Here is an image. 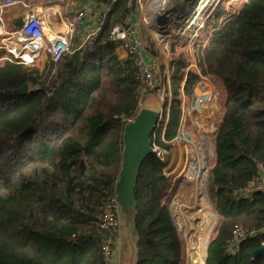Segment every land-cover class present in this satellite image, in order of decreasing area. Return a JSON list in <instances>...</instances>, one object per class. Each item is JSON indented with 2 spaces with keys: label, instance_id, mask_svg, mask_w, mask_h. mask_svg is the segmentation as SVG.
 Returning <instances> with one entry per match:
<instances>
[{
  "label": "trees",
  "instance_id": "obj_1",
  "mask_svg": "<svg viewBox=\"0 0 264 264\" xmlns=\"http://www.w3.org/2000/svg\"><path fill=\"white\" fill-rule=\"evenodd\" d=\"M96 6L104 8L96 38L57 62L46 55L50 62L40 69L0 60V264H112L104 241L111 238L114 250L118 231L101 227L98 215L115 196L123 119L137 114L142 92L132 56L109 38L114 25L136 14L134 5L96 0ZM217 11L206 40L172 36L167 61L143 35L146 51L158 58L155 87L171 90L163 136L160 115L151 142L171 148L182 95L201 78L218 87L222 118L208 173L217 224L205 264H264V255L252 256L264 243V189L241 194L264 170V0ZM172 168L151 153L138 170L135 264L184 261L183 240L163 202L164 171ZM239 228L247 236L236 241Z\"/></svg>",
  "mask_w": 264,
  "mask_h": 264
},
{
  "label": "rangeland",
  "instance_id": "obj_2",
  "mask_svg": "<svg viewBox=\"0 0 264 264\" xmlns=\"http://www.w3.org/2000/svg\"><path fill=\"white\" fill-rule=\"evenodd\" d=\"M28 1L32 3L30 0ZM49 1L50 3L53 2V0ZM176 1L177 2L172 5L171 3L174 2L173 0H169V3L167 1L164 3L162 2L163 5H165L166 2L167 6L170 4V9L167 10L168 12L166 11L163 14L166 17L162 23H156L155 21L154 23L151 22L154 15L159 16L158 11L160 12V4L155 5V3H153V7L149 9L146 8L145 5L143 11L138 9L136 17L141 27L142 43H144L143 35L149 34L159 46L160 52L165 57L166 61L169 58L168 47L172 36L183 38L186 42H194L200 39L206 40L208 21L217 16L218 7L221 5L238 6L243 0H203L200 7L201 9L199 8L197 14L194 15L189 22L183 24L179 22L184 19V15L179 17V15H177L179 11H174L172 8H175V6L179 4L180 12L184 14L185 1L188 0ZM94 2H96V0H94ZM16 6L20 5L16 4ZM39 9L41 10V8ZM196 16L198 18L197 22L192 21ZM189 23H194V25L190 26ZM5 26L7 29H13V26L6 21ZM4 55H6L4 49H0V57ZM46 55L45 53L41 54L33 65L43 69L45 65L50 62L48 57H45ZM155 61V68L157 69V57ZM166 76L168 81V70L166 71ZM154 84H156L155 80ZM161 85L163 86L155 87L146 91L145 94H141L142 97L139 106L140 108H149L160 113L162 126L161 129L158 128L157 131L160 130L158 133L163 136L166 120L170 114L171 90L170 87H164L162 83ZM218 94V87L210 79L204 77L197 82L191 94H183L180 101L182 120L177 133L169 142L171 143V148L167 150L161 149L162 155L160 158L164 161L166 160L168 165H173L170 171L167 169L164 171L167 178L163 202L168 206L173 223L184 243V261L182 264H190L188 263V253L191 246L190 241H192V239H196L199 242L198 248H200V255L203 257H201L202 264H205L206 247L217 224V216L213 209L214 203L208 195V173L214 160L212 134L215 132L222 118ZM196 101H198V103H196ZM154 148L159 149L156 147ZM201 160L204 163H201ZM189 162H192L194 168L193 177H188L186 175V170H188L190 164ZM201 168H204V171H202ZM115 212L117 219L116 230L118 231V235L123 236L122 239L116 240L115 247L118 245L121 249H131V252L134 253L136 236L132 229L133 221L131 213L127 208L122 209L121 205H118L116 201ZM205 217L206 219H204ZM198 218H200V225L197 224L198 221H196ZM123 242L125 243L123 244Z\"/></svg>",
  "mask_w": 264,
  "mask_h": 264
},
{
  "label": "built area",
  "instance_id": "obj_3",
  "mask_svg": "<svg viewBox=\"0 0 264 264\" xmlns=\"http://www.w3.org/2000/svg\"><path fill=\"white\" fill-rule=\"evenodd\" d=\"M18 1L0 0V49H4L6 54L0 57L2 61L31 65L45 53L52 62H57L65 54L72 53L85 43L91 42L102 26L99 16L104 8L96 6L94 0H53L52 3L48 1L39 5L41 10H34V6L26 5L22 25L7 29L5 14ZM165 1L169 2V0H127L129 5H134L136 14L128 18L125 24H116L109 31V38L120 42L123 49L132 56L138 70L142 94L155 87L153 73L156 61L143 46L141 27L136 17L138 9L143 11L145 5L149 9L153 7V3L157 5ZM132 119L133 117L123 120L128 123ZM201 170L204 171V168ZM191 174L194 175V171ZM256 189H264V170L255 178L253 184L241 191V194L247 195ZM115 201V196L109 198L98 215V223L104 229H117ZM234 235V240L238 241L240 238H245L247 233L246 230L239 228ZM112 243L114 241L111 238L104 241L106 262L111 261Z\"/></svg>",
  "mask_w": 264,
  "mask_h": 264
},
{
  "label": "water",
  "instance_id": "obj_4",
  "mask_svg": "<svg viewBox=\"0 0 264 264\" xmlns=\"http://www.w3.org/2000/svg\"><path fill=\"white\" fill-rule=\"evenodd\" d=\"M173 1L174 2H172L171 5L177 2L176 0ZM189 1L191 2L193 0H189ZM172 9L174 11H179L177 13L179 17L183 15L182 12H180L179 4H177L175 8ZM163 14L164 12L159 16L154 15L153 20H151V22L152 23H154V21L156 23L164 22L166 16H164ZM197 20L198 18L195 17V19L192 21L197 22ZM9 22L13 27H20L23 23V20L22 17H20L14 20H10ZM189 25L193 26L194 23L192 24L189 23ZM18 91L21 93H26L27 85L24 84L21 88L18 89ZM159 117H160V113L156 112L155 110L149 108H140L137 114L133 117L132 121L125 123L123 127V133H122L123 147L121 152V165L115 184V195H116V203L118 205L120 204L122 209L127 208L131 213V217L133 221L132 229L135 236L136 233L134 229V220L136 216V211H135L136 203L134 197V188H135L136 177L138 170L141 166V163L146 158L147 155L151 153H156L159 158L162 155V150L155 149L151 142V135L153 134L157 126ZM136 239L137 236L135 237L133 256L134 255L136 256ZM124 243L125 242H123V244ZM117 255H118V250L115 249L112 253L114 264L116 263ZM261 255H264V243L259 248L254 250L252 253V256L254 258Z\"/></svg>",
  "mask_w": 264,
  "mask_h": 264
},
{
  "label": "bare ground",
  "instance_id": "obj_5",
  "mask_svg": "<svg viewBox=\"0 0 264 264\" xmlns=\"http://www.w3.org/2000/svg\"><path fill=\"white\" fill-rule=\"evenodd\" d=\"M196 1H197V3H196ZM169 3V2H168ZM202 3H203V0H193V1H185V10H184V19H182L179 23L180 24H183V23H185V22H189L190 21V19L194 16V15H196L197 14V12L199 11V8L201 7V5H202ZM170 5V4H169ZM169 5L167 6L166 5V3H165V5H163L162 3H160V5H159V8H160V12L158 11V13H159V15L160 14H162L163 12H166L167 10H169L170 8H169ZM184 7V6H183ZM162 9V10H161ZM201 9V8H200ZM197 17V16H196ZM23 20V19H22ZM178 23V22H177ZM176 25V24H175ZM174 26V25H173ZM202 92V91H201ZM203 93V92H202ZM201 94V93H200ZM196 95V94H195ZM196 103H198V101H196ZM196 107V106H195ZM211 122V121H210ZM161 159V158H160ZM201 163H204V162H202V160H201ZM193 171H194V169H193V166H192V163H190V165H189V167H188V170H186V175L188 176V177H191L192 176V174L191 173H193ZM196 173V172H195ZM202 173V172H201ZM193 177V176H192ZM203 214V213H202ZM204 219H206V217L204 218ZM196 221H198L197 222V224H199L200 225V218H198ZM195 221V222H196ZM198 225V226H199ZM203 225V224H202ZM202 228V227H201ZM199 230V229H198ZM197 230V231H198ZM201 233H202V231H201ZM197 234H198V232H197ZM194 235V234H193ZM192 235V236H193ZM200 235V234H199ZM201 236V235H200ZM198 241L195 239H192V241H190V248H189V253H188V259H189V261H188V263H190V264H202V259H201V257H202V255H200V251H199V249L200 248H198ZM112 252H113V250H112ZM191 255V256H190ZM203 258V257H202Z\"/></svg>",
  "mask_w": 264,
  "mask_h": 264
},
{
  "label": "crops",
  "instance_id": "obj_6",
  "mask_svg": "<svg viewBox=\"0 0 264 264\" xmlns=\"http://www.w3.org/2000/svg\"><path fill=\"white\" fill-rule=\"evenodd\" d=\"M30 1L32 3H30L28 0H19L16 4L20 5V6H16V4H14L9 9V12H7L5 14V21L10 24V22H9L10 20H14V19H17L20 17H22V19H23L24 12L26 11V5L34 6L33 7L34 10H40L39 8H41V7L39 5H43L44 3L48 2L49 0L48 1H46V0H30ZM74 6L75 5L73 4L72 7H74ZM61 12H62V9H61ZM78 34H80V33H78ZM117 239H122V235H118ZM115 249L118 250L117 260H116L115 264H135L136 256L135 255L133 256L131 249H121V248H119L118 245H117V247H115ZM111 263L114 264L112 254H111Z\"/></svg>",
  "mask_w": 264,
  "mask_h": 264
},
{
  "label": "flooded vegetation",
  "instance_id": "obj_7",
  "mask_svg": "<svg viewBox=\"0 0 264 264\" xmlns=\"http://www.w3.org/2000/svg\"><path fill=\"white\" fill-rule=\"evenodd\" d=\"M189 163H192V162H189ZM167 178V177H166Z\"/></svg>",
  "mask_w": 264,
  "mask_h": 264
}]
</instances>
